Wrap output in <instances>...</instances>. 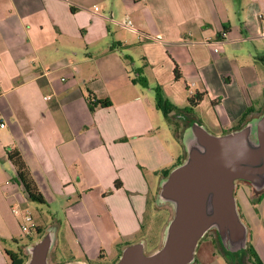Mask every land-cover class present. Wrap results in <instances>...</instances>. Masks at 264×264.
I'll use <instances>...</instances> for the list:
<instances>
[{"label": "crops", "instance_id": "0c3cea01", "mask_svg": "<svg viewBox=\"0 0 264 264\" xmlns=\"http://www.w3.org/2000/svg\"><path fill=\"white\" fill-rule=\"evenodd\" d=\"M260 14L264 0H0V264L5 250L23 252L24 264L39 254L44 264H117L129 245L145 252L140 235L158 205L174 212L147 255L156 254L177 213L169 182L177 173L175 188H186L185 168L212 179L234 169L198 190L205 223L185 264H238L240 255L255 264L249 247L264 264V169H238L264 163ZM135 69L147 86L131 81ZM156 85L175 106L167 117ZM196 91L203 98L186 113ZM90 94L110 105L90 110ZM7 150L41 193L47 230ZM25 213L41 236L16 251L8 243H20ZM61 240L71 255L59 260Z\"/></svg>", "mask_w": 264, "mask_h": 264}, {"label": "water", "instance_id": "95a60500", "mask_svg": "<svg viewBox=\"0 0 264 264\" xmlns=\"http://www.w3.org/2000/svg\"><path fill=\"white\" fill-rule=\"evenodd\" d=\"M238 169L244 172L259 171L264 169V163L261 167L254 169ZM185 170L192 173L184 181L187 184L186 188L181 190L175 188L177 173L169 182L174 186L173 191L175 194L173 197L177 200L178 206L176 216L169 227V237L165 246L158 253L145 256L140 245H131L125 249L117 264H185L190 259L194 243L205 223L202 214V203L197 192L203 186L213 187L214 182H219L228 177L234 169L230 172H224L218 177L215 176L214 179H212L213 173L200 176L195 174L191 168H185ZM179 172L181 173V171ZM34 258L37 263L33 264H44V256L41 254L36 255Z\"/></svg>", "mask_w": 264, "mask_h": 264}, {"label": "trees", "instance_id": "16d2710c", "mask_svg": "<svg viewBox=\"0 0 264 264\" xmlns=\"http://www.w3.org/2000/svg\"><path fill=\"white\" fill-rule=\"evenodd\" d=\"M223 32H227V27H224L222 32L220 33V37L222 36ZM118 46H121V44H117ZM116 45V46H117ZM115 47L114 45L111 46V48ZM135 72L138 74L140 73L139 69H135ZM175 77L178 78L179 74L175 68ZM134 83H140L143 86H147V80L142 77L140 74L133 77L131 79ZM154 92H155V105L157 109H160L165 117H167V114L172 111L175 106L171 104L170 102H167L163 98L162 89L156 85L154 86ZM204 95V92L196 91L193 94L189 95L187 97V106L183 109L186 113H190L195 106L198 105V103L202 100ZM87 103L90 110H93L97 106L106 107L110 105V101L108 99H97L93 96V94H90L87 96ZM7 156L12 161L13 165L16 168V177L17 181L22 185L24 192L27 194V197L29 200L37 202L39 204H44L43 197L41 193L38 191L37 187L35 186L34 182L30 178L27 167L22 160L21 156L19 155V152L17 150H7ZM163 174L168 173V169L162 170ZM116 186H119V182L117 181L115 183ZM5 253L9 257V264H24L25 262V256L22 255L21 252L17 251H10L5 250ZM248 253L253 260L255 264H262L258 255L254 251L253 248H248ZM102 253L99 255V259L102 258ZM88 262H92L91 260L87 259Z\"/></svg>", "mask_w": 264, "mask_h": 264}, {"label": "rangeland", "instance_id": "374dc122", "mask_svg": "<svg viewBox=\"0 0 264 264\" xmlns=\"http://www.w3.org/2000/svg\"><path fill=\"white\" fill-rule=\"evenodd\" d=\"M134 62L135 63H138V60L135 59ZM161 117H162V114H161ZM177 146H178V144H177ZM176 151L179 154V152H181V148H177L176 147ZM186 175H188L187 172H183L182 173V176L183 177H185ZM183 177H182V179H183ZM172 207H174V206H172ZM47 210H49V209L44 204H39V203L34 202V201L28 202V211L33 215V217H35V219L41 225H44L45 226L44 230H47L46 227H49V225L51 223L49 214L47 213ZM51 210H52V208H51ZM49 212H51V211H49ZM171 212L172 213L174 212V210H172V208H171ZM171 212L168 215V211L166 209H164L163 207L158 206V205L152 206L151 207V210H149V212H148V214L146 216V219H145V226L143 227V230H142L141 235H140V236H142L144 238V242H145V245H144L145 248H144V250H145L146 253L144 251H142L143 255L148 256L147 255L148 252L152 251L154 248H157L160 245V240H161L162 237H161V235L159 233L161 232V227L163 225V222H165V220L168 219V217L171 215ZM53 223H55V222H53ZM33 231L35 232L34 225L31 226L28 223L27 224V230L24 231L21 228V232H20V235H19L20 238H18L19 239L18 241L20 243H17L16 244V243H13V242L9 241L8 246L10 248L16 250V251L18 250V247L17 246H19L20 248H23L22 249V251H23L24 250V247H25L24 245H26L27 243L29 244V243L33 242V240H35V239H37L38 237L41 236V235H35ZM31 232H33V234H34L33 235L34 239H32L33 237L31 238L29 236ZM48 242L49 241H47V240L45 241V243H48ZM59 245L60 246H56V247H58V249H57L58 250L57 259L60 260V259H67V258H69L70 255H71V252H70V249L68 247V244H66V245L63 244V242L61 240V242H60ZM46 246H47L46 244L43 245V247L45 249H46ZM129 246H127V247H129ZM36 248H37V250H39L40 249V245L39 246H36ZM124 251H125V249H124ZM21 253L23 255V252H21ZM235 261H237L236 263H238V264H245V260L241 257V255L238 256V258L236 257Z\"/></svg>", "mask_w": 264, "mask_h": 264}, {"label": "built area", "instance_id": "2783aa9c", "mask_svg": "<svg viewBox=\"0 0 264 264\" xmlns=\"http://www.w3.org/2000/svg\"><path fill=\"white\" fill-rule=\"evenodd\" d=\"M94 9L95 10H98V7H94ZM259 18L263 21V28H262V30H261V32H260V34L261 35H264V15H262V14H260L259 15ZM119 24H121L122 26H125V27H131V22H130V20H128V19H122L121 21H119ZM225 32H223L222 33V36H221V38L219 39V40H217V41H215L214 43H212L211 45V49H212V51L214 52V53H217V52H219L220 51V49H221V44H222V42H223V40H224V37H225ZM1 125H3V124H1ZM12 211L13 212H17V209H12ZM29 223V225H31V226H33L32 225V217L28 214V213H25L24 214V216H23V223H22V225H21V228H22V230H27V224Z\"/></svg>", "mask_w": 264, "mask_h": 264}]
</instances>
